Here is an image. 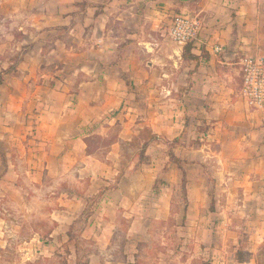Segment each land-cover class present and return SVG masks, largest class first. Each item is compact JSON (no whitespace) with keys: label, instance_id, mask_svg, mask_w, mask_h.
<instances>
[{"label":"crops","instance_id":"obj_1","mask_svg":"<svg viewBox=\"0 0 264 264\" xmlns=\"http://www.w3.org/2000/svg\"><path fill=\"white\" fill-rule=\"evenodd\" d=\"M15 1L40 3L42 11L33 12L31 19L36 31L62 27L67 35L42 55L41 44H34L18 72L5 75L0 84V147L6 165L2 172L0 160V177L11 187L0 193H19L28 202L32 193L38 194L47 184L61 183L47 190L63 200L58 207L63 213L53 218L48 232L51 241H57V228L63 227L68 240L67 232L81 219L88 198L101 191L81 232L82 238L95 240L98 247L87 255V264H103V252L123 219L128 220L124 240L138 238L136 252L129 254L133 260L124 252V263H135L140 235L150 236L149 212L154 219H165L161 213L169 215L171 204L166 193L156 196L151 189L130 186L129 178L137 174L139 165L153 164L149 147L156 138L143 156L134 153L127 166L123 165L122 145H133L142 130L168 139L164 170L180 172V181L186 180V198L198 192L189 181V171L206 169L200 129L211 131L208 136L222 145L230 138L231 148L215 155L221 170L228 173V211L243 213L257 202L264 209V122L242 92L244 61L262 59L264 63V0ZM170 13L197 23L194 37L188 40L192 60L182 58L188 41L180 43L169 35L171 21L164 26ZM215 47L221 51L215 52ZM157 67L160 74L154 73L159 72ZM175 73L181 84L174 88L161 85L154 93L151 83L166 84ZM142 87L147 92H138ZM130 95L139 108L145 96L143 110L152 122L139 127L132 124L133 107L127 106ZM187 95L190 103L185 102L183 111L187 122L177 119L174 125L160 118L154 120L160 124H154V114L163 108L158 101L175 96L188 99ZM189 123L194 136L184 137ZM93 139L106 140L101 143L110 147L105 155H99L102 147L93 148ZM169 143L175 144L170 147ZM185 148L195 158L186 156ZM215 190L200 189L209 198L207 205L212 204ZM139 194L157 199H143ZM36 235L40 242L41 233Z\"/></svg>","mask_w":264,"mask_h":264},{"label":"rangeland","instance_id":"obj_2","mask_svg":"<svg viewBox=\"0 0 264 264\" xmlns=\"http://www.w3.org/2000/svg\"><path fill=\"white\" fill-rule=\"evenodd\" d=\"M8 10L10 13L7 12ZM40 11H42V6L38 2L33 4L15 0L2 4L0 2V75L2 80L5 75L18 72L19 64L34 44H41L40 53L42 55L53 48L55 41L67 39L62 27H58L54 31L41 28L38 32L35 28L33 29L31 20L33 12L38 14ZM173 14L170 13V16L165 20V28L166 23H170L173 18L171 16ZM157 69L159 72L154 71V73L160 74L159 67ZM170 78H174L173 81L166 84L155 80L151 83V89L154 93H158L155 90L160 91L161 85L174 88L182 82L177 79L176 73ZM72 82L75 84L74 81ZM138 92L147 91L142 87L138 88ZM186 97L188 99L181 98L180 100L175 96L173 100L165 101L162 98L164 102L158 101V105H162L163 108H159V112L154 114L153 122L160 118H163L164 121L167 119L173 121L174 125L177 124V119L187 122V112L183 114V111L187 107L185 102L190 103V97L188 95ZM127 98L130 102L127 106L133 107L131 111L133 119L129 117L132 124L139 127L140 125L145 126V122H152L150 116L148 118L143 110V107L146 106L145 96L142 100L144 104L142 108H139L140 104H135L136 101L133 102L132 95ZM154 124L159 125L160 122L156 121ZM190 124L188 129L184 130V137L194 136ZM173 132L178 133L179 131L174 130ZM199 132L201 133L200 138L203 139L202 155L207 160L206 169L202 173L197 170L192 172L188 170L191 175L189 181L195 184L194 189H197L198 192L189 193L186 198V180L180 181V172L176 169L164 170L168 153V139L163 134H159L160 137L154 135L156 139L151 143L155 142L149 147L153 164L148 167L139 165L137 174L129 178L130 186L137 189L140 187L146 190L151 189L156 196L166 193V201L168 204L171 203L170 214L167 215L166 211L161 213L165 219L160 217L154 219L152 213L149 212L150 222L148 220L147 223L150 225V236L146 233L140 235L139 239H142V242L139 243L138 264H238L234 260V254L238 248L248 254V261L240 264H256L258 255L262 257L260 253L264 252V249L260 252L259 245L261 238L264 240V220H262L264 209L261 211V204L251 203L250 209L244 210L243 213L238 210L228 211V190H226L228 173L221 170V165L215 161L217 159L215 155H218L220 151L224 152L225 147L229 150L231 139L227 138L224 141L225 145H222V142L219 144L212 136H208L212 135L211 131L208 132L202 128ZM150 136V132L142 130L133 145H122L121 154L125 167L130 162L131 155L138 152ZM93 140L94 149L102 147L99 150V155H105L106 151L110 149V147L102 145L106 140L103 142L99 139ZM174 144H170V147ZM185 150L188 151L186 156L195 158L196 155L190 149L185 148ZM140 177L144 178L141 180ZM6 181L7 179L0 177V189L11 188ZM200 182L201 186L199 185L197 188L196 183ZM70 183L72 184V182ZM60 184H47L41 188L38 194L32 193L28 202L19 193H13L11 196L6 192L0 193V264H84L87 261V255L98 250L95 240L81 237L82 230L80 231V228L82 225L84 226L82 222L74 226L70 240H67L64 227L57 228V231H60L57 234L59 236L57 241L53 242L48 237V232L53 228V218H59L58 216L63 213V211H58L59 203L63 200L58 196L48 194L47 190L49 187L51 189L59 188ZM78 186L83 187L84 182ZM210 187H215L216 190L212 204L207 205L209 198L203 192ZM146 196L157 199L154 195H138L143 199ZM186 199L189 201L187 202ZM146 202L148 201L146 200ZM51 208L57 209V211L52 214L49 212ZM182 208H184L183 215ZM127 221L125 219L120 221L111 245L103 252V264H137V260L135 263H124L127 257L124 252H127L128 255L135 253L134 246L138 240V238L137 240L133 238L124 240L128 228ZM37 233L42 235L40 242L36 239ZM129 258L133 260L130 255Z\"/></svg>","mask_w":264,"mask_h":264},{"label":"built area","instance_id":"obj_3","mask_svg":"<svg viewBox=\"0 0 264 264\" xmlns=\"http://www.w3.org/2000/svg\"><path fill=\"white\" fill-rule=\"evenodd\" d=\"M197 29L196 21L185 17L175 16L171 19L169 35L182 43L194 37ZM215 52H220V47H215ZM243 96L248 104L260 113L264 122V63L262 59H246L242 68Z\"/></svg>","mask_w":264,"mask_h":264},{"label":"trees","instance_id":"obj_4","mask_svg":"<svg viewBox=\"0 0 264 264\" xmlns=\"http://www.w3.org/2000/svg\"><path fill=\"white\" fill-rule=\"evenodd\" d=\"M190 45H191V41L186 42L185 45H184L183 52H182V58H183L184 61H189V60L194 59L193 55L190 53V49H191ZM1 82H2V78H1V75H0V84H1ZM154 138H155V136L154 135H151L150 138H149V140L147 142H145L142 145V147L139 149V151L138 152L136 151L135 154H137L139 156H143V153H144L145 149L147 148L148 144ZM171 158L174 159V156H172ZM0 160H1V163H2V172H3L5 170V166L6 165H5L4 152L1 150V147H0ZM176 162L178 164H180V162L178 160H176ZM123 170H124V166H122L121 173L123 172ZM101 193L102 192L100 191L98 194L94 195L93 197L88 198L87 204H86V208H85V210L83 211V213L81 215V219L75 225H77L78 223L81 224V222H82V224H84L85 219L91 214V208L93 207V205L97 201V199L100 197ZM209 194L211 196V192ZM75 225L71 226L70 229L67 232L68 233V236H69V240H70V236L73 233V229H74V226ZM82 229H83V225L80 228V231ZM259 249H260V252H261V250L264 249V243H262L261 245H259ZM260 254L262 255V257H260L258 255V257L256 259V264H264V252H262ZM234 260L237 263H245V262H247L248 261V254H247V252L246 251H243V249H241V248H238L236 250L235 254H234ZM84 264H87V261Z\"/></svg>","mask_w":264,"mask_h":264}]
</instances>
